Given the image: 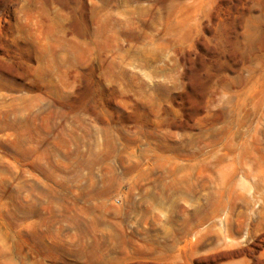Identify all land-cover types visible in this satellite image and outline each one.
<instances>
[{
  "label": "rangeland",
  "instance_id": "374dc122",
  "mask_svg": "<svg viewBox=\"0 0 264 264\" xmlns=\"http://www.w3.org/2000/svg\"><path fill=\"white\" fill-rule=\"evenodd\" d=\"M0 264H264V0H0Z\"/></svg>",
  "mask_w": 264,
  "mask_h": 264
}]
</instances>
